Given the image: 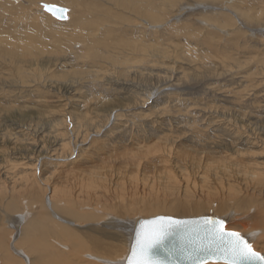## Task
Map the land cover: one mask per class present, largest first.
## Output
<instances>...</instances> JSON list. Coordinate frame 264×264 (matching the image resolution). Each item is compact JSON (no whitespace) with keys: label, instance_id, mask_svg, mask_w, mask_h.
<instances>
[{"label":"rangeland","instance_id":"obj_1","mask_svg":"<svg viewBox=\"0 0 264 264\" xmlns=\"http://www.w3.org/2000/svg\"><path fill=\"white\" fill-rule=\"evenodd\" d=\"M58 1L54 5L66 7L71 14L66 23L44 17L38 10L41 0H0V224L3 225L0 231L10 232L11 249L20 241L23 223L29 226L37 216L43 224L57 223L60 229L64 223L74 230L78 225L84 232L89 225L112 223L107 229L120 235L117 244L126 247L134 229L130 223L158 215L217 216L242 233L243 224L247 226L245 229L255 228V237H261L262 231L258 229L263 227L261 218L258 214L255 218L251 216L254 209L250 214L249 208L256 207L252 198L227 195L222 201V194L215 192L221 188H215L217 177L212 171L218 165L224 168L230 154L233 159L240 150L247 157L252 153L257 156L259 149L248 145L247 140L257 139L256 143L264 146V0H143L142 6L148 11L143 14L111 6L115 1L108 4L102 0ZM79 21L83 22L76 28ZM213 118L228 121L232 128L228 132L212 127ZM76 132L79 143L82 142L78 152L84 158L77 160L73 156L71 162L63 161L65 157L61 155L71 154L78 145L74 144ZM65 143L68 145L63 152L60 145ZM163 148L171 151L168 164L159 158ZM216 152L220 154L217 159L225 165L215 159L212 164L210 154H216L215 158ZM37 157L39 166L32 167ZM86 157L93 159L86 163ZM194 157L198 164L192 161ZM24 163L34 168V178L40 183L37 187L40 195L37 193L36 197L45 198L44 204L36 197H28L25 194L28 190L19 188L14 178L4 172L9 165ZM171 168L178 179L188 174L189 182L196 188H191L192 192L195 190L191 199L174 194L165 196L160 191L162 186L158 184L166 182V170L170 172ZM93 171L106 176L102 188L91 183L96 181ZM247 176L240 183L256 186L264 180L262 177L258 182V178L249 176L250 181ZM44 179L49 184L45 185ZM209 186L213 191L208 190ZM64 187L71 191L66 192ZM14 191H21V197L13 199ZM69 193L82 201L69 197L78 203L80 213H100V223L89 221L86 225L75 219L63 220L65 216L68 218L62 211L66 199L60 206H53L50 201L55 195L59 200ZM152 193L159 199L152 198ZM147 200L160 201L167 208L174 203L198 202L206 210L187 216H176L168 210L144 215L142 208ZM26 201L30 207L37 202L42 211L35 213L30 208L28 212ZM222 203L225 215L222 210L219 214L215 207ZM256 246L264 253L263 239ZM19 247L26 249L21 241ZM29 262L26 258L25 264Z\"/></svg>","mask_w":264,"mask_h":264},{"label":"bare ground","instance_id":"obj_2","mask_svg":"<svg viewBox=\"0 0 264 264\" xmlns=\"http://www.w3.org/2000/svg\"><path fill=\"white\" fill-rule=\"evenodd\" d=\"M60 1V0H59ZM59 1H58V3H59ZM75 1V0H74ZM73 1V2H74ZM102 1H104V2H106L107 4L109 3V2H113V1H115L114 3H112L111 4V6H115V7H117V8H119V7H125V8H128V9H130V10H136V12L138 11L139 13H141V14H143V13H147L148 11H146L145 12V8H144V6H142V4H143V0H102ZM55 2H56V0H41V2L39 3V5H38V10L39 11H42V13H43V16L44 15H46V16H44V17H46V18H50V19H52L51 17H53L50 13H48V12H46L44 9H42L43 7H42V5H44V4H48V5H53V4H55ZM64 2V1H63ZM196 2V1H195ZM72 3V2H71ZM78 3V2H77ZM37 4V3H36ZM81 4V3H80ZM83 4V3H82ZM60 5V4H59ZM78 5V4H77ZM145 5V4H144ZM149 6V5H148ZM174 6V5H173ZM1 7V6H0ZM151 7H152V5H151ZM149 9V8H148ZM151 13V12H150ZM149 13V14H150ZM70 13L68 12V17L70 18L71 16V14L69 15ZM97 14V13H96ZM74 15V14H73ZM95 15V14H94ZM147 15V14H146ZM172 16V15H171ZM54 18V17H53ZM110 18V17H109ZM32 19H33V16H32ZM54 19H56V18H54ZM72 19V18H71ZM57 20V19H56ZM50 21V20H49ZM52 21V20H51ZM59 21V20H58ZM39 22V21H38ZM61 22H65V21H61ZM80 22V21H79ZM83 22V21H82ZM82 22H80V23H78V25H76V28H78L79 26H80V24L82 23ZM66 23V22H65ZM68 23V22H67ZM24 26V25H23ZM91 28V27H90ZM93 28V27H92ZM100 28V27H99ZM41 29V28H40ZM89 29V28H88ZM89 31V30H88ZM63 34V33H62ZM23 40V39H22ZM41 42V41H40ZM90 43V42H89ZM92 44V43H91ZM91 47V46H90ZM90 49V48H89ZM92 50V49H91ZM95 52V51H94ZM80 53V52H79ZM210 116H212V115H210ZM61 121V120H60ZM230 121V120H229ZM213 124H214V126H212L213 124L211 123L210 124V126H212V127H214V128H217V129H220V130H228V132H229V129H230V127H231V124L230 123H228V121L226 122V121H224V120H222V119H219V118H213V121H211ZM59 123V122H58ZM232 123V122H231ZM67 124V123H66ZM63 125V124H62ZM77 125V124H76ZM103 125V124H102ZM208 125H209V122H208ZM234 125V124H233ZM209 126V127H210ZM208 127V128H209ZM232 128V127H231ZM77 129V128H76ZM103 129V128H102ZM234 129V128H233ZM66 130V129H65ZM245 130V129H244ZM63 131V130H62ZM102 131V130H101ZM237 131V130H236ZM125 132V131H124ZM209 132V131H208ZM234 133V132H233ZM245 133V132H244ZM229 134V133H228ZM226 135V134H225ZM224 135V136H225ZM237 135V134H236ZM243 135H245V134H243ZM233 136V135H232ZM74 137H75V142H74V144H76V142H77V144L78 145H75L74 147V150L73 151H71V154L70 153H63V155H61L62 156V158L63 157H65L64 159L65 160H63V161H70L72 158H73V156H75V159H76V156H77V160H78V158H80V159H83L84 158V156L82 157V155H81V152H78L81 148H79L78 149V146H79V144H81L82 145V142L81 143H79V137H78V134H77V132L74 134ZM159 137V136H158ZM244 137V136H243ZM217 138V137H216ZM223 138V137H222ZM221 138V139H222ZM235 139H236V137H234ZM248 138H250V137H248ZM247 138V139H248ZM252 138V137H251ZM56 139V138H55ZM58 140H59V138H57ZM169 139H171V138H169ZM253 139L254 138H252V141H249V140H247L248 141V145H251V146H253L254 147V149L255 148H258L259 149V156L257 155L256 156V154H254V153H252L249 157H247V155H243L242 153H240L242 150H240L239 151V155L236 157L235 156V158H233L232 159V155L230 154V157H231V159H232V162H230L231 161V159H228L229 161H228V163L225 161V159L226 158H222L221 156V159L222 160H224L225 162H226V166L224 167V168H220L221 166L220 165H218V167L220 168V171L222 172V174L220 173V171H217L218 170V167H217V170L214 172V171H212L215 175H216V177H217V179H216V181L214 180V182H216V185L217 186H215V188H221V190H220V192L219 191H215V192H217V193H221L222 194V201L224 200V199H226V197H227V195H228V197H231V198H239V196H242L243 197V199L245 198V199H247V200H249L248 199V197H251L252 198V200H253V202H254V206L256 205V207H250L249 209H250V214L252 213V209H254L255 210V214H253V215H251V216H253L254 218L256 217V214H258L259 215V217L261 218V221H262V224H260V225H263V227L262 228H258V229H261V231H262V236L261 237H259V236H256L255 237V235H254V231L256 230L255 228H246L245 229V227H247L245 224H243L244 226V233L243 234H245L247 237H248V239L250 240V242H252L253 243V246H254V249L256 250V251H258L257 249H256V245H257V243H258V240L260 241L261 239H263L264 240V180H263V182L260 184V183H255L256 184V186H249V185H244V184H242V183H240V181L241 182H244V177L246 176V175H249L250 177H252L253 179H255V178H258V182H261V180H262V177H264V146L263 147H261V146H259L256 142L258 141L257 139V141L256 140H254L253 141ZM261 139V138H260ZM61 140V139H60ZM63 140V139H62ZM61 140V141H62ZM73 140V139H72ZM135 140V139H134ZM232 140V139H231ZM239 140V139H238ZM64 141V140H63ZM149 141V140H148ZM263 141V140H262ZM261 141V142H262ZM65 142V141H64ZM134 142V141H133ZM261 142H259V144L261 143ZM264 142V141H263ZM60 143V142H59ZM106 143V142H105ZM112 143V142H111ZM216 143H218V142H216ZM225 143V142H224ZM223 143V141H222V144H224ZM113 144V143H112ZM199 144H201V143H199ZM220 144V143H219ZM226 144V143H225ZM66 145H68L67 143H65V144H61L60 145V147H63V149H61L63 152H65L64 151V149L65 148H67L66 147ZM101 145V144H100ZM104 145V144H103ZM152 145V144H151ZM233 145V144H232ZM237 145V144H236ZM54 146V145H53ZM114 146V145H113ZM122 146V145H121ZM166 146V145H165ZM226 146V145H225ZM215 147H217V146H215ZM226 147H228V146H226ZM39 148V147H38ZM109 148V147H108ZM150 148V147H149ZM166 148V147H165ZM220 148V147H219ZM231 148V147H230ZM237 148V147H236ZM40 149V148H39ZM128 149V148H127ZM215 150H216V148H214ZM214 149L213 148H211V150H213L214 151ZM233 149V148H232ZM56 150V149H55ZM60 150V153L62 154V151ZM69 150V149H68ZM85 150H87V148L85 149ZM91 150V149H90ZM159 150V149H158ZM220 150V149H219ZM227 150V149H226ZM75 151V152H74ZM81 151V150H80ZM202 151V150H201ZM221 151V150H220ZM39 153H41L42 155H44V157H48V155H46L45 153L43 154V152L42 151H38ZM37 152V153H38ZM72 152H74L73 154H72ZM88 152V151H87ZM133 152V151H132ZM158 153H159V151H157ZM212 152V151H211ZM36 153V152H35ZM38 153V154H39ZM209 153H210V150H209ZM217 153V152H216ZM221 153H223V152H221ZM228 153V152H227ZM237 153V152H236ZM57 154H59V153H57ZM84 154V153H83ZM93 154V153H92ZM119 154V153H118ZM203 154V153H202ZM208 154V153H207ZM218 155H217V157H215L214 158V155L216 156V154H210V155H213V157H210V159L212 160V164H213V160L215 159L216 161L218 160L217 158H218V156L220 155L219 153H217ZM55 155V154H54ZM103 155V154H102ZM115 155V154H114ZM113 155V156H114ZM174 155V154H173ZM225 155V157L227 156V154H224ZM223 155V156H224ZM229 155V154H228ZM237 155V154H236ZM108 156V155H107ZM126 156V155H125ZM170 156H171V151L170 150H167V151H165V149L163 148V150H161L160 151V155H159V158L161 159V160H164V161H166V163L168 164L169 162H170V160L171 159H169L170 158ZM190 156V155H189ZM42 157V156H41ZM43 157V158H44ZM57 157L60 159V156L59 155H57ZM92 157V156H91ZM102 157V156H101ZM100 157V155H99V158H101ZM116 157V156H115ZM138 157V156H137ZM136 157V158H137ZM148 157V156H147ZM183 157V156H182ZM209 157V156H208ZM229 157V156H228ZM229 157V158H230ZM53 158H56L55 156L53 157ZM57 158V159H58ZM111 158V157H110ZM156 158V157H155ZM195 158V157H194ZM203 158V157H202ZM205 158V157H204ZM203 158V159H204ZM213 158V159H212ZM27 159H29V158H27ZM30 159H32V157L30 158ZM34 159V158H33ZM37 159H38V157H37ZM47 159V158H46ZM45 159V160H46ZM75 159H74V161H75ZM92 159L93 158H88V157H86L85 158V162L87 163L88 161H92ZM130 159V158H129ZM158 159V158H157ZM169 159V160H168ZM179 159H180V157H179ZM184 159H185V157H184ZM192 159V158H191ZM210 159H207V161L209 160L210 161ZM41 160V159H40ZM48 160V159H47ZM101 160V159H100ZM193 160H197L198 161V159H197V157L195 158V159H192V161ZM202 160V159H201ZM201 160H199L200 162H202L203 163V161H201ZM44 161V160H43ZM72 161V160H71ZM70 161V162H71ZM80 161H82V160H80ZM102 161V160H101ZM110 161V160H109ZM132 161V160H131ZM196 161V162H197ZM219 161V160H218ZM26 162H28V161H26ZM38 162H39V159L38 160H35V165L33 164L34 163V161H33V163H32V167H34V166H37L38 165ZM60 162V161H59ZM62 162V161H61ZM76 162V161H75ZM98 162H100V161H98ZM113 162V161H112ZM132 162H134V161H132ZM159 162V161H158ZM172 162V161H171ZM175 162H177L176 161V159H175ZM195 162V163H196ZM205 162V161H204ZM47 163V162H46ZM50 163L52 164V162L50 161ZM49 163V164H50ZM91 163V162H90ZM160 163V162H159ZM185 163H186V161H185ZM210 163H211V161H210ZM216 163V162H215ZM214 163V164H215ZM221 162L219 161V164H220ZM18 164V163H17ZM40 164V163H39ZM60 164V163H59ZM58 164V165H59ZM64 164V163H63ZM68 164V163H67ZM70 164V163H69ZM74 164H77V163H74ZM104 164V163H103ZM112 164V163H111ZM133 164V163H132ZM160 164H162V163H160ZM174 164H176V163H174ZM191 164H194V162H192ZM196 164H198V162L196 163ZM218 164V163H217ZM216 164V165H217ZM221 164H223V165H225L224 163H221ZM62 165V164H61ZM65 165V164H64ZM107 165H109V164H107ZM170 165H172V164H170ZM186 165V164H185ZM195 165V164H194ZM199 165H201V164H199ZM211 165V164H210ZM39 166V165H38ZM51 166V165H50ZM57 166V163H56V165L53 167V168H55ZM77 166V165H76ZM91 166V165H90ZM132 166V165H131ZM167 167L169 166V165H166ZM196 167H198L199 169H200V166H197V165H195ZM203 166H206V165H203ZM213 166V165H212ZM74 167V166H73ZM101 167V166H100ZM111 167V166H110ZM116 167V166H115ZM133 167V166H132ZM161 167L163 168V166L161 165ZM174 167V166H173ZM223 167V166H222ZM58 168V167H57ZM113 168V167H112ZM141 168H142V166H141ZM147 168H148V166H147ZM210 168H212V167H210ZM215 168V167H214ZM214 168H213V170H214ZM5 170H4V172H5V174L6 175H10V176H12L14 179H13V181H14V183H16L17 184V186H19V188H23V189H26V190H28L25 194H27V195H30V196H28V197H34V199H35V197L37 196V193H38V189L39 188H37V187H39V185H40V183L34 178V168H31V166L29 165V163L27 164V163H24V164H19V165H13V166H11V165H9L7 168H4ZM60 169H62V168H60ZM63 169H64V167H63ZM81 169V168H80ZM85 169V168H84ZM157 169V168H156ZM161 169V168H160ZM165 169V168H164ZM166 169H168V168H166ZM174 169H176V168H174ZM203 169V168H202ZM65 170V169H64ZM73 170H74V168H73ZM91 170V169H90ZM106 171H107V169H105ZM113 170V169H112ZM128 170H130V169H128ZM171 171L170 172H168V170H166L167 172H166V178L164 177V176H162V177H164V179H166V182L164 183V181H163V183H161V185H160V183L158 184V186H162L161 187V189H160V191L162 192H164L165 193V196H167L168 194H174V196L175 195H181V198H192L193 196L191 195V193H193L195 190H196V188L195 187H192V183H190L189 181H190V179L188 178V174L187 175H185L184 174V172H183V174L184 175H182L183 176V178L181 177H179V179H178V177L176 176L177 174H173L172 172V170H173V168H171L170 169ZM196 170V169H195ZM201 170V169H200ZM66 171V170H65ZM78 171V170H77ZM98 171V170H97ZM109 171V170H108ZM161 171V170H160ZM205 171V170H204ZM242 171L244 172V175H242ZM47 172V171H46ZM102 172V171H101ZM141 172V171H140ZM159 172V171H158ZM211 172V173H212ZM217 172V173H216ZM218 172H219V174L221 175H219L218 174ZM48 173V172H47ZM63 173H65V172H63ZM93 173H94V171H93ZM150 173V172H149ZM149 173H148V175H149ZM176 173V172H175ZM178 173V172H177ZM179 173H180V171H179ZM199 173V172H198ZM56 174V173H55ZM70 174V173H69ZM90 174H92V173H90ZM95 174V173H94ZM99 174H100V172H99ZM124 174H126V173H124ZM123 174V175H124ZM205 176H207L206 175V173H203ZM240 174L242 175L241 177H240ZM37 175V173L35 174V176ZM44 175V174H43ZM93 175V174H92ZM147 175V176H148ZM201 175V174H200ZM66 176V175H65ZM69 176V175H68ZM78 176H80V174L78 175ZM94 176V175H93ZM92 176V178H94ZM95 179H96V181H91V178H90V181H91V183H96L99 187H101L102 188V186H104L105 185V178H106V176H104V173H103V175H96L95 174ZM150 176V175H149ZM249 176H247V177H249ZM11 177V178H12ZM39 177V176H38ZM37 177V179L39 180L40 179V177L38 178ZM53 177V176H52ZM52 177H50L51 178V180L53 179ZM60 177V176H59ZM71 177V176H70ZM116 177V176H115ZM128 177V176H127ZM154 177V176H153ZM156 177V176H155ZM186 177V178H185ZM191 177V176H190ZM198 177V176H197ZM201 176H199V178H200ZM249 177V178H250ZM261 177V179H259ZM10 177H9V179H11ZM68 178V177H67ZM72 178V177H71ZM70 178V179H71ZM129 178V177H128ZM207 178H209V177H206V179ZM252 178H250V181H251V179ZM47 179V178H46ZM109 179V178H108ZM112 179V178H111ZM133 179V178H132ZM201 179H202V177H201ZM204 179V178H203ZM205 179V180H206ZM210 179V178H209ZM57 180V179H56ZM61 180V179H60ZM63 180V179H62ZM110 180V179H109ZM158 180V179H157ZM226 180V181H225ZM12 181V182H13ZM119 181V180H118ZM130 181V180H129ZM153 181V180H152ZM159 181V180H158ZM206 181H208V180H206ZM205 181V182H206ZM246 181H247V178H246ZM250 181L248 182V183H250ZM257 181H254V182H257ZM43 182V181H42ZM63 182V181H62ZM209 182V181H208ZM210 182H212V181H210ZM45 183H47V184H49L48 182H45V179H44V184ZM59 183V182H58ZM65 183V182H64ZM106 183H108V182H106ZM115 183V182H114ZM42 184V183H41ZM61 184V183H60ZM59 184V185H60ZM66 184V183H65ZM111 184V183H110ZM118 184V183H117ZM122 183H120V185H121ZM129 184V183H128ZM215 184V183H214ZM254 184V185H255ZM46 185V184H45ZM56 185V184H55ZM58 185V184H57ZM89 185V184H88ZM87 185V186H88ZM93 185V184H92ZM102 185V186H101ZM120 185H118V186H120ZM138 185V184H137ZM144 185V184H143ZM195 185V184H194ZM229 187H228V186ZM48 186V185H47ZM111 186V185H110ZM131 186V185H130ZM133 186V185H132ZM135 186V185H134ZM213 186V185H212ZM212 186H209V188H208V190H212ZM42 186H40V188H41ZM55 187V186H54ZM117 187V186H116ZM137 187V186H136ZM155 186H153V188H154ZM211 187V188H210ZM46 187H44L43 186V191H44V189H45ZM65 188V187H64ZM68 188V187H67ZM100 188V189H101ZM107 188V187H106ZM108 188H109V186H108ZM107 188V189H108ZM156 188V187H155ZM154 188V189H155ZM160 188V187H159ZM191 188H194L195 190L192 192L191 191ZM204 188V187H203ZM214 188V187H213ZM214 188V189H215ZM17 189V188H16ZM23 189H21V190H23ZM55 190L57 189V187L56 188H54ZM61 189H63V187H61ZM88 189V188H87ZM131 189V188H130ZM138 189V188H137ZM218 189H215V190H218ZM40 190V189H39ZM41 190H42V188H41ZM53 190V189H52ZM106 190V189H105ZM140 190V189H139ZM158 190V189H157ZM210 190V191H211ZM12 191V190H11ZM17 191V190H16ZM51 191V190H50ZM65 191H66V188H65ZM67 191H71L70 189L68 190L67 189ZM66 191V192H67ZM112 191H114V190H112ZM111 191V192H112ZM129 191V190H128ZM133 191V190H132ZM147 191V190H146ZM213 191V190H212ZM15 192V191H14ZM57 192V191H56ZM77 192V191H76ZM110 192V191H109ZM116 192V191H115ZM124 192V191H123ZM135 192H137L138 193V191H135ZM144 192V191H143ZM16 193V192H15ZM52 193V192H51ZM53 193H54V190H53ZM61 193V192H60ZM74 193V192H73ZM78 193V192H77ZM195 193H198V191H196ZM203 193H204V191H203ZM21 194H22V192L21 191H19V193H16V194H13V196H14V198L13 199H17V198H19V197H21ZM58 194H59V192H58ZM117 194V193H116ZM141 194H142V192H141ZM158 194V193H157ZM160 194V193H159ZM199 194V193H198ZM211 194V193H210ZM38 195H40L39 193H38ZM42 195H43V193H42ZM53 195V194H52ZM61 195V194H60ZM75 195H76V193H75ZM127 195V194H126ZM134 195V194H133ZM208 195H209V193H208ZM213 195V198L215 199L216 197L214 196V193L212 194ZM220 194H218L217 196H219ZM57 195H55V197H52L51 198V201L50 202H53V206H55V205H58V206H60V205H62L63 204V202H64V200L66 199V205L62 208V211H63V213H65L66 215H67V217L68 218H66V216H65V219H63V220H65V221H69V220H71L72 222L74 221V219L78 222V223H81V224H83V223H85V222H91V223H93V222H99L100 223V220H101V218H102V215L100 214V213H98V215H95L93 212V214L92 213H90L91 211H89V213L88 212H79V205H78V203L77 202H82V201H79L76 197H74V196H72V195H70V193L68 194V195H63L64 196V198H59V200L57 199V197H56ZM79 197H80V195H78ZM124 196V195H123ZM152 196H154V194L152 193ZM172 196V195H171ZM200 196V195H199ZM205 196H206V198H207V193L205 192ZM221 196V195H220ZM219 196V197H220ZM226 196V197H225ZM74 198L76 201H74L73 199H70V198ZM78 197V198H79ZM173 197V196H172ZM176 197V196H175ZM223 197H224V199H223ZM227 197V198H228ZM37 198V197H36ZM136 198V197H135ZM149 198V197H148ZM152 198H158V195L157 196H154V197H152ZM151 198V199H152ZM218 198V197H217ZM37 199H39V201L42 203V200L44 201V199H40V198H37ZM36 199V200H37ZM80 199V198H79ZM138 199V198H137ZM159 199V198H158ZM166 199V198H165ZM208 199H210L209 198V196H208ZM208 199H203V200H208ZM241 199V198H240ZM15 200H13V201H15ZM29 200H31L30 198H29ZM33 200V199H32ZM133 200H134V198H133ZM144 200V199H143ZM153 200V199H152ZM181 200H183V199H181ZM136 201V200H135ZM188 201V200H187ZM205 201V202H206ZM212 201V199L210 200V202ZM215 201V200H214ZM217 201V200H216ZM215 201V202H216ZM221 201V200H220ZM220 201H218V202H220ZM232 201V200H231ZM16 202V201H15ZM46 202V201H45ZM49 202V203H50ZM217 202V203H218ZM235 202V201H234ZM245 202H247V201H245ZM186 204H182V202H181V204H172L171 206H169V208H167V207H165V205L162 203V202H160V201H152L151 203H150V201H146L145 202V206L142 208V213L144 214V215H146V214H151V213H158V212H162V211H164L165 212V210H168L169 212H171V213H173V215H176V216H187V215H195V214H199V213H202V212H204V210H206L205 208V205L204 204H202V203H198V202H191L190 203V201L187 203V202H185ZM221 203V202H220ZM238 203H241L239 200H238ZM42 204H44V202L42 203ZM45 204H47V203H45ZM52 204V203H51ZM60 204V205H59ZM107 203H105V205H106ZM124 204H126V203H124ZM207 206H211L210 204L211 203H208L207 204V202L205 203ZM252 204V203H251ZM250 204V205H251ZM32 206L30 207V205H29V202L28 201H26V204H25V207H26V210L28 211V212H30L31 211V209L33 208L34 209V211H35V213H38V212H40V211H42V210H40L41 209V205L40 204H38L37 202H34L33 204H31ZM127 205V204H126ZM216 205V204H215ZM236 205V204H235ZM227 206L229 207V205L227 204ZM226 206V208H228ZM239 206V205H238ZM252 206V205H251ZM44 207V206H43ZM57 207V206H56ZM126 207V206H125ZM216 208H217V210L219 211L218 213L220 214V210H222V212L221 213H223V210H225V205H223V203L222 204H219L218 205V207H217V205L215 206ZM240 207V206H239ZM242 207H244L245 209H246V207H245V204L244 203H242ZM249 207V206H248ZM24 208V207H23ZM31 208V209H30ZM53 208V207H52ZM214 208V206H212L211 207V209H213ZM60 209H61V207H60ZM208 209V208H207ZM24 210V209H23ZM48 210V209H47ZM55 210V209H54ZM58 209H56L55 211H57ZM106 210H108V209H105V211ZM214 211H215V208L213 209ZM103 212V214H106V212ZM226 211V210H225ZM228 212V211H227ZM51 213H52V211H51ZM163 213V212H162ZM254 213V212H253ZM50 214V213H49ZM224 215L226 214V213H223ZM26 217H28L29 216V214H26L25 215ZM59 216V215H58ZM171 216V215H170ZM69 217L71 218V219H69ZM125 217H127V216H125ZM155 217V216H154ZM197 217H199V216H197ZM215 217H217V216H215ZM224 217V216H223ZM242 217V216H241ZM147 218H150V217H147ZM188 218H191V217H188ZM219 218V217H218ZM225 218V217H224ZM229 218V217H228ZM1 219V218H0ZM66 219H68V220H66ZM238 218H236V220H237ZM240 219V218H239ZM225 221H227L226 219H224ZM245 220V219H244ZM259 220V219H258ZM56 221V220H55ZM230 221V220H229ZM247 221V220H246ZM59 222V221H58ZM70 222V221H69ZM77 222H75V223H77ZM90 222H89V224H90ZM228 222V221H227ZM237 222V221H236ZM48 223V222H47ZM47 223H45V224H43V221H41L40 220V218H39V216H37V218H35V220H33L32 222H31V224H29V226L27 225V222H24L23 224L24 225H22V228H21V232H20V236H21V238H20V241H21V243L26 247V249L24 250V249H22V248H20L19 247V242L17 243V245H15V249H11V247H10V232L8 233L7 231H6V228L4 227L3 228V230L5 229V231L7 232V233H5V232H2V231H0V264H25V260H26V258L28 259L29 258V260H30V262H29V264H126V261H127V257H128V255H129V252H130V245H131V241H132V236H133V230H132V233H131V240H130V244H128V246L126 247L125 245H119V244H117V242L119 243V241H118V239H120V235H116V234H114L112 231H110L109 229H107V227H111L112 225V223L110 224V225H104L105 226V228H104V226H98V227H95V226H93V225H89L87 228H85L86 230H85V232L83 231V227L81 226V228H83L82 230H81V228L78 226V225H76L75 223V225H76V227H78V229H76L75 228V230L73 229V228H70L69 226L70 225H66V224H64V223H62L63 225H65V226H63L62 228H60V229H58L57 227H59V226H57V223H55V224H51V225H49V224H47ZM54 223V222H53ZM61 223V222H60ZM232 223V222H231ZM80 224V225H81ZM86 224V223H85ZM96 224V223H95ZM131 225H133L134 224V226H135V224H136V221H134V222H131L130 223ZM234 224V223H233ZM1 225V227H3V225L2 224H0ZM86 225H88V224H86ZM129 225V224H128ZM130 225V226H131ZM236 225V224H235ZM238 225V224H237ZM236 225V226H237ZM236 226H232V227H236ZM241 226V225H240ZM128 227V226H127ZM125 228V226H123V228L124 229H128V228ZM239 227V226H238ZM238 227H236V228H238ZM242 227V228H243ZM260 227V226H259ZM80 228V229H79ZM239 230V229H238ZM128 231V230H127ZM258 232H260V231H258ZM256 233H257V231H256ZM122 234V233H121ZM261 235V234H260ZM257 237H259V238H257ZM263 237V238H262ZM257 242V243H256ZM123 243H125L124 241H123ZM122 244V243H121ZM259 247V246H258ZM258 252H260V251H258ZM19 255H18V254ZM260 253H263L262 251L260 252ZM86 257H92L93 258V260H90V259H87ZM204 264H224V263H222V262H207V263H204Z\"/></svg>","mask_w":264,"mask_h":264},{"label":"snow or ice","instance_id":"obj_3","mask_svg":"<svg viewBox=\"0 0 264 264\" xmlns=\"http://www.w3.org/2000/svg\"><path fill=\"white\" fill-rule=\"evenodd\" d=\"M42 7L57 19H66L67 9L60 8L57 12L51 5L44 4ZM197 223L199 228L189 242L207 241V249L221 254L224 264H264V253L256 251L248 237L241 231L230 228L223 218L204 217ZM183 224L184 222L166 217L146 220L136 231L127 264H165L154 253H167L170 237L178 231H186Z\"/></svg>","mask_w":264,"mask_h":264},{"label":"water","instance_id":"obj_4","mask_svg":"<svg viewBox=\"0 0 264 264\" xmlns=\"http://www.w3.org/2000/svg\"><path fill=\"white\" fill-rule=\"evenodd\" d=\"M51 6L53 10L57 12L60 8L67 9L66 7H63L60 5L51 4ZM48 13L51 14V12H48ZM57 20L67 21L68 11L66 13V19H57ZM160 217L172 218L174 220L184 222L183 228L186 229V231H178L172 237H170L169 243H168L169 251L167 253L163 251H156L154 255L157 259L164 261L165 264H204L207 262L224 263V260L221 254L207 249V241H203L202 243L189 242L190 238L195 237L196 232L199 228V225L197 222L201 221L204 217H215V216L177 218V217H173L170 215H158V216L150 217V218H139L136 220V224L134 226V230H133L134 232H133L131 244L134 243L135 241L136 231L140 229V226L144 224L146 220H157ZM147 227H151V226H147ZM129 256H130V252L127 257L126 264L128 262Z\"/></svg>","mask_w":264,"mask_h":264}]
</instances>
